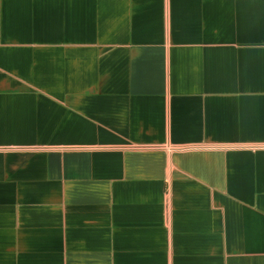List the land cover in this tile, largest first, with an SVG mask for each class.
Listing matches in <instances>:
<instances>
[{
  "label": "crops",
  "instance_id": "crops-1",
  "mask_svg": "<svg viewBox=\"0 0 264 264\" xmlns=\"http://www.w3.org/2000/svg\"><path fill=\"white\" fill-rule=\"evenodd\" d=\"M0 264H264V0H0Z\"/></svg>",
  "mask_w": 264,
  "mask_h": 264
}]
</instances>
